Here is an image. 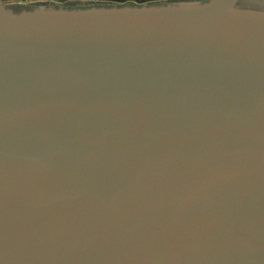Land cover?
<instances>
[{"label":"water","instance_id":"95a60500","mask_svg":"<svg viewBox=\"0 0 264 264\" xmlns=\"http://www.w3.org/2000/svg\"><path fill=\"white\" fill-rule=\"evenodd\" d=\"M0 4V264H264V9Z\"/></svg>","mask_w":264,"mask_h":264},{"label":"rangeland","instance_id":"374dc122","mask_svg":"<svg viewBox=\"0 0 264 264\" xmlns=\"http://www.w3.org/2000/svg\"><path fill=\"white\" fill-rule=\"evenodd\" d=\"M52 1H62V2H52ZM130 1H136V0H130ZM148 1L149 0L142 1L138 3V5L139 4L147 5ZM179 1H193V0H172L171 2L178 3ZM258 1H262L264 3V0H258ZM116 2H118V0H64V1L63 0H51V1L50 0H12L11 3H7L5 4V6H9V8H12L13 11H15V8H13L12 6H24L22 7V9L17 7L19 10H23L26 8L31 9L33 7H37L40 5H46L48 7L63 8V9H76L74 8L75 6H79L78 9H80L81 5L88 6L85 8L83 7L81 9L121 6L116 4ZM95 5H99V6H95Z\"/></svg>","mask_w":264,"mask_h":264},{"label":"flooded vegetation","instance_id":"af4514ba","mask_svg":"<svg viewBox=\"0 0 264 264\" xmlns=\"http://www.w3.org/2000/svg\"><path fill=\"white\" fill-rule=\"evenodd\" d=\"M142 1H145V0H136V1L118 0V2H116V4L121 5V6L122 5L136 6V5H138V3L142 2ZM171 1L172 0H149L147 2V5H165V4L175 3V2H171ZM195 1L206 2V1H209V0H206V1L205 0H195ZM74 3H76V2H74ZM262 5H264V3L262 1H258V0H236V6L242 7V8L264 9V6H262ZM95 6H99V5H95ZM7 7L9 8V6H7ZM12 7L15 8V13H19V11L17 12L16 10L18 8L22 9V7H24V6H12ZM80 7L81 8H83V7L85 8V7H88V6L81 5ZM74 8L78 9L79 6H75Z\"/></svg>","mask_w":264,"mask_h":264},{"label":"clouds","instance_id":"9594fccd","mask_svg":"<svg viewBox=\"0 0 264 264\" xmlns=\"http://www.w3.org/2000/svg\"><path fill=\"white\" fill-rule=\"evenodd\" d=\"M12 0H0V4H7V3H11ZM264 6V5H262Z\"/></svg>","mask_w":264,"mask_h":264},{"label":"crops","instance_id":"0c3cea01","mask_svg":"<svg viewBox=\"0 0 264 264\" xmlns=\"http://www.w3.org/2000/svg\"><path fill=\"white\" fill-rule=\"evenodd\" d=\"M51 1V0H50ZM64 1V0H63ZM52 2H62V1H52Z\"/></svg>","mask_w":264,"mask_h":264},{"label":"trees","instance_id":"16d2710c","mask_svg":"<svg viewBox=\"0 0 264 264\" xmlns=\"http://www.w3.org/2000/svg\"><path fill=\"white\" fill-rule=\"evenodd\" d=\"M206 1V0H205Z\"/></svg>","mask_w":264,"mask_h":264}]
</instances>
